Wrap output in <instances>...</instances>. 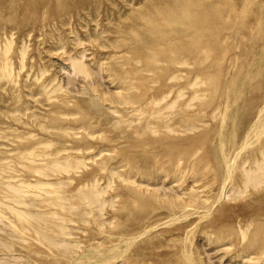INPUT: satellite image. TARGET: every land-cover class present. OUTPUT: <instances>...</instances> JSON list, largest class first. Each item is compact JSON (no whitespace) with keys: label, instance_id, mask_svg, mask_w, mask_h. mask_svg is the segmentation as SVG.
I'll return each mask as SVG.
<instances>
[{"label":"rangeland","instance_id":"374dc122","mask_svg":"<svg viewBox=\"0 0 264 264\" xmlns=\"http://www.w3.org/2000/svg\"><path fill=\"white\" fill-rule=\"evenodd\" d=\"M181 1L0 0V264H264V0Z\"/></svg>","mask_w":264,"mask_h":264},{"label":"bare ground","instance_id":"6f19581e","mask_svg":"<svg viewBox=\"0 0 264 264\" xmlns=\"http://www.w3.org/2000/svg\"><path fill=\"white\" fill-rule=\"evenodd\" d=\"M229 1V0H228ZM253 0H244L246 3L245 6V12L247 15L250 13V9H252V4L255 5ZM183 2L182 7L179 9H170L166 11V16H164V19L161 20L160 22H156V24H153V26H150L151 31L159 34L160 35H166L167 40L163 44H159V46L153 48L150 51L151 56L150 59H152L154 62V65H157L159 62V57L157 53H154L155 50H158L159 52H165L167 51V47H171L173 44V39H169V36L171 35L172 37L175 34H178L179 36H184L187 39H192L194 38V47L199 45V42H202L201 38L206 37L207 35H212L215 34L217 26H215L214 21L216 20L217 15L221 16L222 18L230 19L233 21V15L231 17L232 13H237L235 12V9L232 8H226V10L222 7L219 8H212L209 9V0H182ZM225 2V1H224ZM230 2V1H229ZM232 2V1H231ZM233 3V2H232ZM224 4V3H223ZM229 5H231L229 3ZM264 5V3H262ZM205 7V8H204ZM262 7V6H260ZM256 8V7H255ZM263 8V7H262ZM262 11V9L260 8ZM165 15V14H164ZM240 16V15H239ZM260 16V15H259ZM212 17L213 20L212 21ZM262 17H260V20ZM263 20V19H262ZM264 22V21H263ZM213 24V25H212ZM229 28L232 27V23H229ZM258 24V23H257ZM260 24V23H259ZM192 25V26H191ZM177 26H180L182 29H179ZM215 26V28H214ZM260 29V25H258ZM231 29V28H230ZM229 29V30H230ZM191 35H190V34ZM173 34V35H172ZM219 34V33H218ZM260 35V34H259ZM170 36V37H171ZM204 42V41H203ZM190 43V42H189ZM188 44V43H186ZM222 44V43H221ZM184 43H182V46L184 47ZM188 45H185V48H187ZM161 48V50H160ZM147 49V48H146ZM207 49V48H205ZM207 51V50H206ZM205 52V51H204ZM203 58V57H202ZM206 58V57H204ZM209 60V59H208ZM207 60V61H208ZM201 61H204L201 60ZM206 61V62H207ZM211 77L210 75H208ZM180 77V76H179ZM168 80V79H167ZM208 82V81H207ZM200 83H197V86ZM191 87V86H190ZM179 90V89H178ZM180 92V91H179ZM170 93V92H169ZM181 93V92H180ZM179 93V94H180ZM169 95V94H168ZM167 95V96H168ZM183 95V94H182ZM166 96V97H167ZM195 97V96H194ZM164 99V96H163ZM167 99V98H166ZM158 101V100H157ZM176 101V100H175ZM157 104V102L155 103ZM173 104V103H172ZM170 107V106H169ZM153 132V131H152ZM58 154V153H57ZM45 169V168H44ZM258 172V171H257ZM256 173V172H255ZM262 175V174H261ZM250 176V175H249ZM262 177V176H261ZM260 177V178H261ZM251 179V178H250ZM255 179V178H254ZM256 180V179H255ZM253 181V180H252ZM259 182V181H258ZM263 182V181H262ZM250 183V182H249ZM258 184V183H257ZM261 184V183H260ZM264 184V183H263ZM45 186V185H44ZM255 186V185H254ZM13 187V186H12ZM247 187V186H246ZM35 188V187H34ZM245 188V187H244ZM12 190V189H11ZM21 192V191H20ZM24 193V192H23ZM18 194V193H17ZM13 200V199H12ZM16 202V201H15ZM15 211V209H14ZM16 212V211H15Z\"/></svg>","mask_w":264,"mask_h":264}]
</instances>
